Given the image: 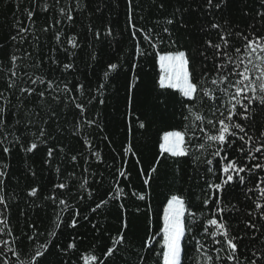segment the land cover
I'll return each instance as SVG.
<instances>
[{
	"label": "trees",
	"instance_id": "obj_1",
	"mask_svg": "<svg viewBox=\"0 0 264 264\" xmlns=\"http://www.w3.org/2000/svg\"><path fill=\"white\" fill-rule=\"evenodd\" d=\"M45 3L54 6L45 12L43 10ZM161 3L164 4L163 9L159 7ZM85 4L88 5L87 8L84 7ZM66 5L75 9L76 0H60L59 5H55L54 0H0V70H2L0 89L3 88V80L8 76L7 69L12 67L9 62L11 54L21 57L18 61L19 67L16 68L20 77L17 84L20 87L29 86L28 77L34 73L37 76L44 75L46 79L59 81L60 87H63L65 82L69 83L70 87L81 82L95 89L98 81L104 82L103 74L109 62L121 64L116 72L110 73L106 81L108 87L104 92L105 104L95 103L94 107L89 106L91 109L88 113L89 118L99 116L100 124L103 126L102 132L86 125L80 130L74 128L73 111L65 110L63 105H55L48 96L45 99H40L37 95L30 97L25 95L21 99L12 97L13 111L18 114L22 123L29 119L33 121L26 135L36 133L38 128H45L51 134L48 143L41 144L33 153H25L19 147L13 148L11 156L6 161L10 164L9 176L6 177V196L10 205L12 227L17 232L29 231L26 224L34 221L37 231L45 234L38 236L34 244L25 242L29 246L22 249L21 259H28L33 251L44 243H48L52 249L46 264H64L65 261L67 264H84L83 257H102L105 246H111L110 238L118 235L126 216L129 223L128 228L124 230L126 243L117 246L119 251L114 258L117 264H140L139 257L145 255L147 256L145 264H164V236L161 231L164 225V207L171 195L178 194L183 197L187 209L184 216L186 227L191 226L190 212L194 211L198 217L196 226L191 231H186L182 237L180 264H200L203 255L193 248V236L205 244L206 250L221 247L220 244L213 245L211 238L203 235L205 226L209 231L215 230L207 225V220L213 218L216 208L212 199L221 198L213 197L214 190L208 188V184L219 183L221 178L220 158L211 155L216 145L213 142L203 153L196 152V155L200 156V161L195 163L192 156L173 157L167 153L161 154L159 144L162 134L194 123V118L189 116L188 121L182 120L180 94L172 89L158 87L159 65L152 54L153 50L140 35L137 39L141 41L143 50L149 55L136 58L134 49L136 41L131 37L132 29L127 21V0H81L80 9L72 13L74 17L72 23L61 17L58 11L60 7ZM97 7L100 11H96ZM178 8L189 9L183 13V22L187 23V28L181 26L179 19L181 14L176 13ZM195 8L197 4L194 0H133V22L137 29H153L154 34L160 36L163 42L157 43L161 53L182 46L191 49L208 38L216 42L215 30L201 32V27H206L212 20L222 25L227 22L229 31L250 32L252 25H255L257 30L260 28V19L256 16L260 8L259 0H228L226 7L220 10L213 9L210 13H205L203 7H200L199 11H193ZM27 9H33L35 12L32 21L27 19ZM245 12L249 15H245ZM174 14L175 22L168 25L166 21L173 18ZM57 20L62 22L55 24ZM18 22L30 28L23 43L19 41L13 43L10 40V36L15 34L13 25ZM89 24L101 31L105 24H110L114 30V38L105 37L102 42L96 41L87 31ZM165 27L172 33L171 39L177 41L174 46L169 43L168 35L163 32ZM44 28H49V31H43ZM56 32L62 34L60 43L54 38ZM71 36L78 38L79 48L72 49L67 44V38ZM232 43L238 46L240 42ZM64 49L72 55L66 54ZM93 51L96 55L95 60L90 55ZM29 53L31 55H28ZM53 60L57 63H53ZM65 63H73L74 68L67 72L62 71V65ZM132 63L138 65L136 73L140 80L132 89V104L129 107L127 83L132 79L133 72L130 67ZM195 67L199 75L201 70L199 60L196 61ZM207 68L211 73V58ZM44 87L37 86V90H43ZM205 87L216 88L210 81L205 83ZM72 95L80 96V93L73 91ZM165 99L166 105L161 102ZM227 100L228 97L223 96L222 102L225 105ZM42 104L45 105L43 109L40 107ZM210 104L211 102L205 99L202 103H197L193 110L206 114L211 119ZM48 105L55 109L59 118L45 124L44 121L48 120L46 114ZM248 115L249 119L243 121V125L248 135L255 137L258 130L264 131V105L259 102L253 103L250 105ZM14 119H11L10 123H14ZM140 120L145 121V129H139ZM208 132L209 134L213 132L210 126ZM196 135L200 136L201 133L197 131ZM105 136L107 140L104 139ZM85 138L93 142L92 151L101 152L102 162L90 156V150L83 142ZM129 142L132 144V153H123V147ZM242 146L243 142L237 139L228 150L229 156L234 160L244 161L246 166L254 165L257 161L264 164V152L256 154L252 142L248 143L245 151L252 148L255 160L237 152ZM49 147L55 149L51 165L45 163ZM60 148H63L64 152H60ZM71 155L78 156L77 162L73 163L69 159ZM205 159H212L213 164L206 165L203 163ZM122 165L131 176L130 184L122 183L121 187L129 193L132 190L145 191L146 200L138 201L129 195L122 201H109L106 207L98 209L95 213L91 212V208L95 206L94 201L107 199V194L117 179L114 174ZM57 166L61 169L59 179L55 171ZM152 167H156L157 171L153 174L150 185L145 188L140 177V169L143 168L147 173ZM208 167H211L213 172H208ZM30 169L35 171V177L32 176ZM72 172H75L74 179L68 177ZM241 175L245 177V184L236 182L224 186L221 206L225 208V212L217 218L228 225L231 236L239 238L235 241L236 264H252V261L264 264V218L259 213L247 215L253 211L254 202L259 196L254 181L259 183L264 180V170L255 169ZM84 179L88 180V189L92 191V197L88 196V191L79 187ZM65 181L69 184L70 192L53 188L55 183ZM30 187L40 189L38 197L27 196ZM249 189H252V192H249ZM53 194L57 196L56 202L46 199ZM81 195L85 197L83 201L79 199ZM59 199L68 201L66 209L59 205ZM204 199L210 200L207 206L202 203ZM259 202L264 203V199ZM121 203L124 204L126 212L120 209ZM233 205L235 208H232ZM137 208L140 209L139 212L136 211ZM77 209L81 215L77 217L79 224L75 230L68 229L63 224L60 228L55 227L58 222L57 214L62 220L68 221ZM84 216H87L88 220H84ZM246 221L254 222L256 227H246ZM93 224L99 231L92 227ZM49 232H55L56 235L49 236ZM146 234L153 236L151 249L148 250L141 247ZM73 236L76 237L77 248L69 255H59V248L70 242ZM2 238L11 239L7 235ZM216 239L222 241L223 237L217 236ZM53 244L57 247H52ZM226 254L223 251L220 253L222 257ZM9 256L11 257V254ZM11 259L15 260V257ZM106 264H111V258ZM220 264L224 262L221 261ZM227 264L233 262L229 261Z\"/></svg>",
	"mask_w": 264,
	"mask_h": 264
},
{
	"label": "snow or ice",
	"instance_id": "obj_2",
	"mask_svg": "<svg viewBox=\"0 0 264 264\" xmlns=\"http://www.w3.org/2000/svg\"><path fill=\"white\" fill-rule=\"evenodd\" d=\"M197 4V8L192 9L193 11H199L200 7H203L205 13H210L213 9L220 10L227 6L228 0H194ZM55 5L60 4V0H54ZM128 12L127 21L128 26L132 29L131 37L136 41L134 45L136 58L146 57L149 55L148 52L142 48V43L137 39L138 35L142 36L144 41H147L148 47L153 50V55L160 68L159 79L157 81L160 89H172L180 94L182 99L179 101L181 106V118L184 121L189 120V116L194 118V123L186 124L181 129H173L165 131L162 134L161 142L159 144L161 154H170L173 157L179 156H192L194 157V163L200 161V156L196 155V152L203 153L207 147L214 142L216 145L215 151L211 153L214 157H219L221 168V178L219 183H210L208 188L214 190L213 197L221 196L220 199H212V202L216 205L213 218L207 220V225L212 226L215 230L209 231V228L205 226L203 228V235L210 237L213 245L220 244L221 247H214L212 249L205 248V244L196 239L193 236L194 244L193 248L197 253L203 255V259L200 264H220L221 261L224 264L231 261L236 264V252L238 237H233L230 234L228 225L218 219L217 216L222 215L225 212V208L222 207V193L225 185H231L233 183L245 184V177L241 175L246 172H253L255 169L264 170V164L256 162L254 165L246 166L244 161L234 160L229 156V148L232 147L235 141L238 139L243 142L244 146L239 148L237 152L243 154L245 157L255 160L252 148L245 151V147L249 142L253 143V147L256 154L264 152V131L257 132L255 137L248 135L246 128L243 125V121L249 119V108L255 102H259L264 105V0H259V10L256 12V16L260 19V28L257 30L255 25L250 26L252 31H229V25L227 22L221 24L215 20L210 21L207 26L201 27V32L207 33L209 30L216 31V42L212 38L203 40L197 43L194 48L180 47L173 51H165L161 53L159 51V41L162 43L159 35L154 34L153 29L147 28H136L133 22V0H127ZM54 5L44 4L43 10L49 11ZM87 4L84 5L87 8ZM81 7V0H76V8L73 9L70 6L60 7L58 9L61 17L72 23L74 20L73 11L79 10ZM163 9L164 4L159 5ZM191 7V5H189ZM189 9L178 8L176 13H180L181 26L187 28V23L183 22V13ZM96 11H100L97 7ZM27 19L32 21L35 15L33 9H27ZM245 15L249 13L245 12ZM176 20V15L173 18L168 19L166 23L172 25ZM62 21L57 20L55 24H60ZM55 26V25H53ZM15 34L10 36V40L13 43L25 41V34L30 32L29 27H25L23 23L18 22L14 24ZM43 31H49V28H44ZM87 31L96 41H101L105 37L114 38V30L110 24H105L103 31L99 28H94L91 24L88 25ZM163 32L169 37V43L175 45L176 40L171 39L172 33L169 28H163ZM61 33L56 32L54 38L57 43L61 42ZM232 41H239V45L236 46ZM67 44L72 49L80 47L78 38L71 36L67 38ZM91 47V46H89ZM66 54L71 56L72 54L64 49ZM28 55H31L30 53ZM93 60L96 59L94 51L90 53ZM211 58L212 71H208L207 63ZM21 59L16 54L9 56V62L12 67L8 68V76L3 80V88L0 89V264H46L47 257L52 254V249L49 248L48 243L41 244L36 248L32 255L28 259H21L22 249L29 246L25 242L34 244L38 236L45 235L37 231L35 222H29L26 224V228L29 231L19 230L17 232L10 222V205L6 196L7 182L6 177L9 176L10 164L7 158L11 156L13 148L19 147L25 153H33L41 144H47L51 134L45 128H38L36 133H31L30 136L26 135L33 121L31 119L26 122L21 121L18 114L13 111L12 97L21 99L23 96L37 95L40 99H45L46 96L51 98V101L59 106L63 105L65 110H72L74 116L73 127L80 130L85 125L88 128H97L101 132L103 126L100 124L99 116L89 118L88 113L90 112L89 106H95V103L100 105L105 104L104 92L108 87L106 81H108L109 75L112 72H116L121 64L109 62L106 65V71L103 74V81L97 83L95 89L90 88L88 85L77 82L76 84L69 86V83H63V87H60V82L52 79H46L44 75H35L28 77L29 86L20 87L17 84V80L20 79L16 68L19 67L18 61ZM199 60L201 63L200 74L196 72V61ZM57 63L56 61H52ZM39 67V65H36ZM131 70L133 72L132 79L127 83L128 105L131 107L132 104V89L136 87L140 77L136 73L138 65L136 63L131 64ZM74 68L73 63H65L62 65V71L67 72ZM2 71V70H0ZM34 77V78H33ZM210 81L211 85L216 88L205 87V83ZM37 86H45L43 90L38 91ZM73 91L80 93V96H73ZM19 93V96H17ZM223 96H227V105L222 100ZM205 99L211 102L209 112L212 116L208 118L206 114H202L199 111H194V106L197 103H202ZM165 105L167 100L161 101ZM43 109L45 105H40ZM188 113V115H185ZM48 120L44 123L47 124L51 120H58L59 114L52 108L51 105L47 106ZM14 119V123H10L11 119ZM238 118V119H237ZM138 119V118H137ZM200 125H205L201 127ZM213 129L212 134H209L208 127ZM139 129H145L146 123L140 120L138 123ZM131 125L129 131L131 132ZM199 131L200 136L196 133ZM191 132V136H189ZM11 137V139H10ZM107 140V136L104 137ZM205 141V142H200ZM258 141V146L256 142ZM85 146L90 150V156L95 157L98 162L103 161V157L100 151H92L94 145L93 142L87 138L84 139ZM109 143H111L109 141ZM191 145V147H190ZM55 149L49 147L47 149V157L45 160L46 164L51 165ZM60 152H64L63 148L59 149ZM123 153H132V144L129 142L123 147ZM223 154V155H222ZM69 159L75 163L78 160L77 155H71ZM87 162V161H85ZM138 162V161H137ZM159 163V161H157ZM208 166L213 164L212 159H205L203 161ZM126 164V161H125ZM31 171V169H30ZM57 178L61 174L59 166L55 169ZM87 171V169H85ZM157 171L156 167H152L145 173L144 169H140V177L142 184L145 188L150 185V181L153 179V174ZM208 172H213L211 167H208ZM33 177H35V171H31ZM115 179L113 186L107 194V199H100L99 202H95V206L91 208V212L95 213L98 209L106 207L109 201H122L129 195L134 197L138 201H145L147 193L145 191L132 190L130 193L125 191L124 187H121L122 183L130 184V172L127 168L122 165L115 172ZM69 178H75V172L68 174ZM255 188L259 192V196L254 202V208L252 212L247 213L248 216H252L255 213H259L264 218V203L259 202L264 199V180L256 183L254 181ZM81 189L88 191V196L92 197V191L88 189V180L84 179L83 183L79 185ZM54 189L68 190L71 191L67 181L55 183ZM40 189L38 187H30L27 190V196L38 197ZM252 192V189L248 190ZM53 202L57 201V196L53 194L51 197ZM79 199L83 201L84 196H79ZM211 199V198H210ZM209 199H204L202 203L207 206ZM58 203L63 208H67L68 201L66 199H59ZM150 208V205L148 206ZM235 208V205L232 206ZM120 209L126 212L123 203L120 204ZM63 210V209H62ZM140 211L139 208L136 209ZM187 209L185 208V201L181 195L173 194L167 199V204L164 207L163 221L164 225L161 231L164 236V264H178L179 257L181 254V238L185 235L186 231H191L196 226L198 219L196 213L190 212L189 215L192 217L191 226L186 227L184 223V216ZM23 214V213H21ZM81 215L77 209L73 215H71L68 221H64L57 214L56 228H60L63 224L66 228L75 230L78 227L79 220L77 217ZM84 220H88L87 216L83 217ZM129 226L128 220L125 218L122 221L121 229L115 238L111 239V246H105V251L102 253V257H83L84 264H106L111 258V264H117L114 259L119 251L117 246H123L126 243L125 229ZM245 226L248 228H255L256 224L251 221H246ZM94 229L99 231L95 224L92 225ZM29 232L31 234H29ZM7 235L11 239H3L2 237ZM49 236L56 235L55 232H49ZM221 236L223 240H217L216 237ZM153 236L146 234V238L142 241L141 247L143 249H151ZM49 243H51L49 241ZM226 245V247H224ZM52 247H57L53 244ZM77 248L76 237L73 236L71 241L68 242L64 247L59 248V255H69L73 250ZM226 252L225 256H221V252ZM15 257L12 260L9 256ZM147 256H140V264H145ZM64 264H67L65 261ZM252 264H256L252 261Z\"/></svg>",
	"mask_w": 264,
	"mask_h": 264
},
{
	"label": "rangeland",
	"instance_id": "obj_3",
	"mask_svg": "<svg viewBox=\"0 0 264 264\" xmlns=\"http://www.w3.org/2000/svg\"><path fill=\"white\" fill-rule=\"evenodd\" d=\"M181 241H182V238H181ZM181 241H180V244H181ZM180 258H181V254H180V257H179V262H178V264H180Z\"/></svg>",
	"mask_w": 264,
	"mask_h": 264
}]
</instances>
